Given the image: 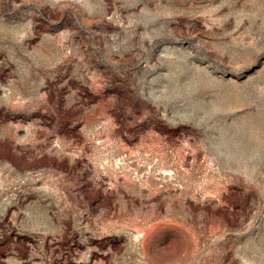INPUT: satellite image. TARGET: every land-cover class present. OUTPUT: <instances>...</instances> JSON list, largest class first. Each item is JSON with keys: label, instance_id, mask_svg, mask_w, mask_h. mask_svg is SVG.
I'll use <instances>...</instances> for the list:
<instances>
[{"label": "rangeland", "instance_id": "obj_1", "mask_svg": "<svg viewBox=\"0 0 264 264\" xmlns=\"http://www.w3.org/2000/svg\"><path fill=\"white\" fill-rule=\"evenodd\" d=\"M0 264H264V0H0Z\"/></svg>", "mask_w": 264, "mask_h": 264}]
</instances>
